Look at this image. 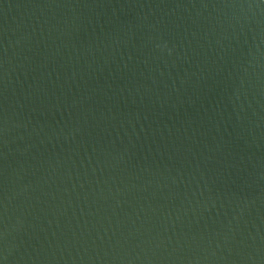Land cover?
<instances>
[{"label":"water","instance_id":"95a60500","mask_svg":"<svg viewBox=\"0 0 264 264\" xmlns=\"http://www.w3.org/2000/svg\"><path fill=\"white\" fill-rule=\"evenodd\" d=\"M0 264H264V223L0 22Z\"/></svg>","mask_w":264,"mask_h":264}]
</instances>
